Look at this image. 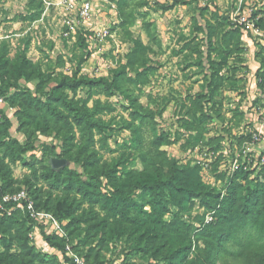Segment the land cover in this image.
I'll use <instances>...</instances> for the list:
<instances>
[{
    "label": "rangeland",
    "instance_id": "rangeland-1",
    "mask_svg": "<svg viewBox=\"0 0 264 264\" xmlns=\"http://www.w3.org/2000/svg\"><path fill=\"white\" fill-rule=\"evenodd\" d=\"M93 1L92 18L79 24L75 34L66 36L62 9L47 10L42 0H0V53L4 52L12 63L25 53L38 71L50 74L52 79L73 75L80 66V75L112 79L116 70L127 65L135 47L133 41H139L145 49L141 63L128 68L121 91L84 88L71 95L100 112L98 117L107 126L104 131L90 133L75 125L72 118L69 123L48 122L28 107L27 127L22 129L16 115L21 111L20 102L13 98L16 90L0 96V110L13 124L11 140L36 148L19 157L7 145L8 138L0 134V185L10 181L11 189L27 186L38 195L40 207L47 205L51 213L57 206L79 203L80 197L70 188L66 176L61 180L44 177L51 168L64 163L58 157L66 146L64 134L72 136L69 148L74 154L86 146L96 153L102 166L125 162L121 169L137 170H142V144L152 147L161 137V149L170 159L182 167H199L203 182L222 195L233 177L231 164L237 162L236 173H247L249 180L261 177L264 141L254 152L247 148L264 118V0ZM163 5L170 9H163ZM121 12L130 21L127 32L121 27ZM208 22L218 28L217 41L223 33L239 30L238 42L225 56L226 69L221 73L224 84L214 101L209 100L206 89L211 75ZM107 30L111 37L105 39ZM81 37L86 39L84 44ZM37 83L22 81L21 85L35 93ZM52 147L57 155L51 152ZM85 209L90 206L82 203L79 213ZM96 213L104 218L99 210ZM211 215L197 201L184 211L183 219L198 229ZM4 216L11 214L0 210V264L12 259L44 264L52 257L64 264L61 254L42 238L43 226L28 222L23 210L15 223ZM251 234L247 231L245 237ZM83 238L73 233L76 255L85 249ZM98 243L99 236L89 246ZM130 247L126 239L118 242L109 236L99 248L108 264H161L133 255Z\"/></svg>",
    "mask_w": 264,
    "mask_h": 264
},
{
    "label": "trees",
    "instance_id": "trees-1",
    "mask_svg": "<svg viewBox=\"0 0 264 264\" xmlns=\"http://www.w3.org/2000/svg\"><path fill=\"white\" fill-rule=\"evenodd\" d=\"M166 7L162 6L165 10L170 9ZM120 17L121 27L127 32L130 21L123 12ZM217 30L208 22L211 75L206 89L210 101L216 99L223 87L224 76L221 73L226 69L225 56L239 40V30L235 29L223 33L217 41ZM128 35L131 36L130 33ZM80 40L84 44L86 39L81 37ZM133 42L135 47L127 65L116 70L112 79L80 75L81 66L73 75L61 74L52 79L50 74L38 71L25 53H21L13 63L4 52L0 53V96H7L13 88L16 90L13 98L20 102L21 111L16 115L22 129L27 127L25 109L28 107L34 109L36 114L43 115L48 122L69 123L72 118L75 125L90 133L93 130L104 131L107 126L98 117L100 112L91 109L86 101L71 95L76 96L84 88L121 91L124 77L129 73L128 68L141 63L140 58L145 50L139 41ZM33 80L38 81L35 93L21 85L22 81ZM0 116V120H3L0 134L8 138L7 145L19 157L36 150L35 146L11 140L13 124L4 111L0 110ZM45 131L42 128V132ZM62 138L66 146L58 157L64 159V164L51 168L44 177L47 180H61L66 176L71 183L70 188L80 197L79 203L57 206L51 213L47 205L45 210L40 207L36 192L32 193L25 185L11 189L10 181L0 185V199L5 194L25 189L34 201L36 210L53 214L63 224L67 239L49 235L43 227L42 238L51 249L61 254L64 264H76L66 251L67 245L71 244L77 253L74 232H78L79 236L84 235L82 245L85 249L78 256L85 264H108L99 247L109 236L110 240L118 242L126 239L131 243L133 255L161 264H264V169L262 176L256 180H249L245 172H237L222 195L203 182L199 167H182L177 160L170 159L167 152L161 149L164 144L161 137L154 140L152 147L147 148L142 144L143 150L139 154L142 170L121 169L125 162L102 166L96 160V153L89 152L86 146L74 154L69 148L72 141L70 134H64ZM165 143L169 144L167 141ZM50 150L57 155L54 147ZM197 201L201 208L212 214L210 220L198 229L187 225L183 219L184 211L194 207ZM82 203L88 204L90 209L79 213ZM5 206L11 210L16 205L10 203ZM96 210L103 213L104 218L100 219ZM18 212L20 210L16 209L4 219L15 223ZM25 216L32 225L37 224L28 213L25 212ZM168 216L172 218L170 221L166 220ZM247 231L252 234L245 237ZM98 236V245L89 246L92 239ZM8 264L33 262L12 259ZM44 264H61V260L52 257L47 262L44 260Z\"/></svg>",
    "mask_w": 264,
    "mask_h": 264
},
{
    "label": "built area",
    "instance_id": "built-area-1",
    "mask_svg": "<svg viewBox=\"0 0 264 264\" xmlns=\"http://www.w3.org/2000/svg\"><path fill=\"white\" fill-rule=\"evenodd\" d=\"M42 1L44 2L47 10H49L51 7L63 10L66 15L65 24L68 29L66 36L75 34V32L78 30V25L89 21L93 16V0H58L57 2H53L50 0ZM157 1L166 3L167 0ZM109 36L111 37V34L107 30L104 33L103 38L107 39ZM261 125L262 127L257 130L256 134H254L253 136V140H251V143L248 144V152H254L256 151L258 146L263 145L264 118ZM260 155L261 161L264 165V151L261 152ZM238 169L239 166L237 162L231 164V171L233 173V176ZM10 203L15 204L16 206L11 210H8L5 205ZM16 209L23 210L24 212L28 213L31 219H33L35 223L43 226L49 235H57L60 238L64 239L68 238V234L64 230L63 224H61L52 214L36 210L34 201L28 194L27 190L22 189L21 191L16 193L5 194L2 199H0V210H2L4 213L10 215L11 211ZM66 251L76 264H85L84 260L74 253L71 244L67 245Z\"/></svg>",
    "mask_w": 264,
    "mask_h": 264
},
{
    "label": "water",
    "instance_id": "water-1",
    "mask_svg": "<svg viewBox=\"0 0 264 264\" xmlns=\"http://www.w3.org/2000/svg\"><path fill=\"white\" fill-rule=\"evenodd\" d=\"M64 164V163H63Z\"/></svg>",
    "mask_w": 264,
    "mask_h": 264
}]
</instances>
